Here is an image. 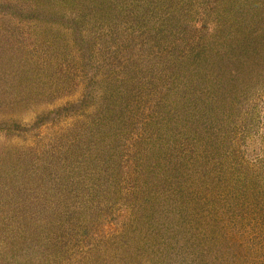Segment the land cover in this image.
Wrapping results in <instances>:
<instances>
[{
  "label": "rangeland",
  "instance_id": "1",
  "mask_svg": "<svg viewBox=\"0 0 264 264\" xmlns=\"http://www.w3.org/2000/svg\"><path fill=\"white\" fill-rule=\"evenodd\" d=\"M0 264H264V0H0Z\"/></svg>",
  "mask_w": 264,
  "mask_h": 264
}]
</instances>
